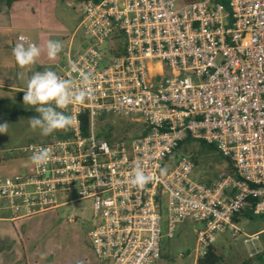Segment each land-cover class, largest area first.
<instances>
[{
  "label": "built area",
  "instance_id": "obj_1",
  "mask_svg": "<svg viewBox=\"0 0 264 264\" xmlns=\"http://www.w3.org/2000/svg\"><path fill=\"white\" fill-rule=\"evenodd\" d=\"M80 13L85 43L59 76L79 88L77 64L92 74L90 95L57 109L71 119L59 136L21 149L31 159L48 148L46 166L0 176V212L15 221L91 199L99 264H156L163 237L188 221L201 225L199 257L239 216L264 214V0H83ZM109 114L145 132L105 139ZM186 139L213 145L224 171L195 180V161L174 156ZM137 165L153 177L142 189L130 183Z\"/></svg>",
  "mask_w": 264,
  "mask_h": 264
},
{
  "label": "rangeland",
  "instance_id": "obj_2",
  "mask_svg": "<svg viewBox=\"0 0 264 264\" xmlns=\"http://www.w3.org/2000/svg\"><path fill=\"white\" fill-rule=\"evenodd\" d=\"M83 0H14L7 4L0 0V176L25 173L31 165L30 156L21 151L29 143L50 140L54 134L41 135L29 126V119L37 116L34 107L23 104L27 81L36 71L51 68L57 74L68 59L85 43L81 29L80 4ZM181 3V0H177ZM23 34L41 48L35 64L17 65L12 49ZM49 39L59 40L62 50L55 59L46 55ZM26 45V44H25ZM13 85L18 89L7 87ZM135 113L130 116H139ZM141 120L129 116L109 114L98 121L101 126H112L110 140L127 139L142 131ZM213 146L195 139L182 141L174 156L192 158L193 178L198 181L214 180L224 171L228 161ZM74 194L60 198L64 201ZM91 199H80L54 209L43 210L15 221L0 218V264H99L89 245L88 231L98 222L93 217ZM9 212L1 211L7 217ZM74 219V220H73ZM238 231L215 234L213 249L219 256L216 264H264V241L261 231L264 222L257 216L243 215L238 219ZM199 223L188 221L178 224L172 237L164 236L161 258L156 264H197L195 253L196 230Z\"/></svg>",
  "mask_w": 264,
  "mask_h": 264
},
{
  "label": "clouds",
  "instance_id": "obj_3",
  "mask_svg": "<svg viewBox=\"0 0 264 264\" xmlns=\"http://www.w3.org/2000/svg\"><path fill=\"white\" fill-rule=\"evenodd\" d=\"M62 50V43L59 40L49 39L46 43V55L51 59ZM13 57L20 67L31 66L36 63L41 55V48L36 44L18 43L12 49ZM70 71L77 73L80 80V87L74 86L72 80L62 78L56 71L47 68L44 71L33 72L27 81L22 97L23 104L34 107L38 113L29 119V126L39 129L41 135L47 136L56 130L66 129L71 119L63 111L69 105L82 104L90 95L92 87V74L81 70L77 64L72 63ZM0 133H5L3 124H0ZM50 150L41 148L33 152L32 163L37 167H44L50 161ZM153 179L152 175L146 173L143 167H134L130 183L139 188H144Z\"/></svg>",
  "mask_w": 264,
  "mask_h": 264
},
{
  "label": "trees",
  "instance_id": "obj_4",
  "mask_svg": "<svg viewBox=\"0 0 264 264\" xmlns=\"http://www.w3.org/2000/svg\"><path fill=\"white\" fill-rule=\"evenodd\" d=\"M7 4H10L14 0H5ZM16 1V0H15ZM103 117V115H100V119ZM141 124V123H140ZM83 126H86V120H83ZM142 126V131L140 133H144V124H141ZM100 135L104 136L105 139H110L111 133H112V126L107 125V128L101 126L100 127ZM62 129L56 130L53 132L54 136H59L61 134ZM139 134V133H138ZM213 146V145H210ZM249 216V213H248ZM251 216H257L260 217V219L264 222V214H259V215H251ZM261 238L264 241V229L261 231ZM219 256L215 253L213 247L210 245L207 247L205 253L201 256L198 257L197 259V264H216L218 262Z\"/></svg>",
  "mask_w": 264,
  "mask_h": 264
},
{
  "label": "crops",
  "instance_id": "obj_5",
  "mask_svg": "<svg viewBox=\"0 0 264 264\" xmlns=\"http://www.w3.org/2000/svg\"><path fill=\"white\" fill-rule=\"evenodd\" d=\"M3 14H4L3 12L0 13V20H2V18H3L4 16H6V15H3ZM0 86H1V85H0ZM5 86H7V85H5ZM7 87L16 88V89L20 88V87H15V86H13V85H9V86H7ZM0 218L8 219V218H6V217H0Z\"/></svg>",
  "mask_w": 264,
  "mask_h": 264
}]
</instances>
